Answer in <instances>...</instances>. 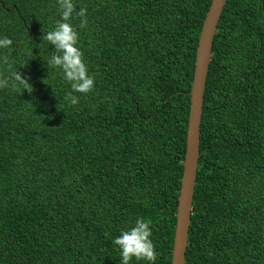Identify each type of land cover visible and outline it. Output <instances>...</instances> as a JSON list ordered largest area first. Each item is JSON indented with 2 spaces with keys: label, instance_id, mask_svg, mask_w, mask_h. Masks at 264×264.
I'll return each instance as SVG.
<instances>
[{
  "label": "trees",
  "instance_id": "trees-1",
  "mask_svg": "<svg viewBox=\"0 0 264 264\" xmlns=\"http://www.w3.org/2000/svg\"><path fill=\"white\" fill-rule=\"evenodd\" d=\"M211 2L73 0L94 89L69 105L62 73L43 66L56 0H0L12 40L0 56L31 85L0 88V264H119L111 240L137 218L151 222L155 264H171ZM192 207L186 264H264V0H228L221 15Z\"/></svg>",
  "mask_w": 264,
  "mask_h": 264
},
{
  "label": "clouds",
  "instance_id": "clouds-1",
  "mask_svg": "<svg viewBox=\"0 0 264 264\" xmlns=\"http://www.w3.org/2000/svg\"><path fill=\"white\" fill-rule=\"evenodd\" d=\"M56 4L59 20L56 21L52 30L45 32L42 38L40 37L41 44L46 42L53 50V54L43 60V66L47 68L48 73L50 68L62 73V79L71 89L65 94L64 100L69 105H76L78 96L74 93L86 95L93 91L94 78L88 73L82 53L77 46V32L68 22L74 13L73 0H56ZM75 15L80 17V27L83 28L87 23L86 10L80 8ZM11 44V39L0 37V50L10 52ZM41 44L35 45V47L40 48ZM0 64L3 65V72L0 74V88H7L12 92L28 91L31 85L28 83V77L22 76L18 72L20 67H14L7 56H0ZM151 236V222L143 218H137L131 227L121 230L119 235L111 240L114 249L118 251L119 264H133L134 261L155 264L157 253Z\"/></svg>",
  "mask_w": 264,
  "mask_h": 264
},
{
  "label": "water",
  "instance_id": "water-1",
  "mask_svg": "<svg viewBox=\"0 0 264 264\" xmlns=\"http://www.w3.org/2000/svg\"><path fill=\"white\" fill-rule=\"evenodd\" d=\"M228 0H212L203 21L195 59L194 77L190 90V111L187 128L186 153L176 211L171 264H186L192 203L200 159V133L206 83L212 59L217 27Z\"/></svg>",
  "mask_w": 264,
  "mask_h": 264
}]
</instances>
